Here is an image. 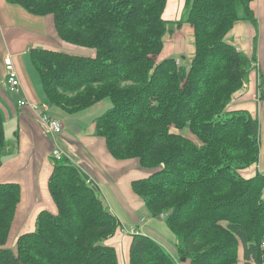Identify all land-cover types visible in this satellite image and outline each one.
Returning <instances> with one entry per match:
<instances>
[{"label": "trees", "instance_id": "trees-1", "mask_svg": "<svg viewBox=\"0 0 264 264\" xmlns=\"http://www.w3.org/2000/svg\"><path fill=\"white\" fill-rule=\"evenodd\" d=\"M8 1L53 14L64 42L91 51L30 49L48 103L75 114L108 98L95 133L114 158H135L148 172L132 189L152 217L165 219L178 256L136 232L128 264H264V174L243 172L258 165L260 123L231 105L252 57L227 39L239 20L258 27L252 0H185V16L175 22L164 17L168 0ZM183 23L193 28L190 61L158 58L166 34ZM8 149L0 108V166ZM48 187L56 210H41L36 228L10 248L21 187L0 182V264H120L107 242L120 222L95 180L63 156L54 160Z\"/></svg>", "mask_w": 264, "mask_h": 264}, {"label": "crops", "instance_id": "crops-1", "mask_svg": "<svg viewBox=\"0 0 264 264\" xmlns=\"http://www.w3.org/2000/svg\"><path fill=\"white\" fill-rule=\"evenodd\" d=\"M184 5L185 0H168L164 17L177 21ZM251 5L258 20V27H254L249 20H247L249 23L237 21L227 34V39L235 37L237 44H234L237 48L244 50L252 57L250 72L244 80L243 87L234 93L231 105L233 108H245L253 116H257L260 103L264 101V0H252ZM27 20L35 21L37 24L29 25ZM176 31L189 34L193 33V28L189 23H183L173 33H167L165 36L164 49L165 46L167 47L164 56L173 55L180 61L175 52L182 50L176 49V44L171 40V38L179 37ZM242 33H245L249 39L241 40ZM254 33L258 36H253ZM255 40L257 41L256 53L254 52ZM32 47L61 49L69 52L82 50L60 38L53 14H35L19 3L0 0V108L9 144V149L4 154L0 166V182L10 181L13 178L12 181H17L21 187V198L12 227L15 222L16 233L18 232L19 235L33 230L36 228V217L41 210H56L48 187V179L54 166L50 153L54 146H58L65 156L95 180L104 203L117 216L120 227L107 239V242L116 247L118 257L121 250L124 251L126 259L122 264H128L132 233H146L160 241L147 230L141 229V223L154 217L144 200L134 192L131 186L133 179L146 176L148 172L135 158H114L106 146L105 139L95 133L94 119L100 111L110 105L108 98L75 114L66 112L58 105L48 103L40 75L30 56ZM83 52L91 53L86 50ZM7 54L12 55L21 78V89L17 93L6 88L3 58ZM182 58L187 57L183 54ZM260 73L263 75L261 89L258 88ZM260 93L263 95L260 96ZM21 98H26L29 102L48 103L49 113L63 122L64 131L57 135L50 133L37 111L30 105L18 104L17 101ZM97 105L100 106L98 111L95 110ZM8 127L10 131L15 129L14 137L8 135ZM185 130L188 129L183 130V133L187 134ZM257 170L259 165L256 167L255 164L244 169L243 172L251 176ZM146 214L148 216H145ZM24 228L25 230L22 231ZM161 244L164 243L161 242Z\"/></svg>", "mask_w": 264, "mask_h": 264}, {"label": "rangeland", "instance_id": "rangeland-1", "mask_svg": "<svg viewBox=\"0 0 264 264\" xmlns=\"http://www.w3.org/2000/svg\"><path fill=\"white\" fill-rule=\"evenodd\" d=\"M185 10H186V8L184 5L183 10H181V13L178 16L179 19L177 18L178 20L183 19V17L185 16V13H186ZM27 22L29 23V25L37 24V22L31 21V20H27ZM238 22H247V20H245V21L239 20ZM247 23H249V22H247ZM176 34H179V37H176L175 39L171 38V40H173V42L176 44V49L182 50V51L175 52V55H177L180 58L181 63L187 64L189 62V60L192 58L193 53H194V36H193V33L182 34V31H180L179 33L177 32ZM176 34H174V35H176ZM253 36L257 37L258 35L256 33H254ZM245 38L249 39L248 37H246L245 33H242V35L240 36V39L244 40ZM228 40L237 44V40L235 37L234 38L230 37V39L228 38ZM166 47L167 46H165V49H166ZM165 49H163L162 52L158 55V58L165 57L164 56ZM84 50L85 49H82V50H79L78 52L83 53ZM183 54L186 55L187 58L183 59L182 58ZM263 100H264V98H263ZM110 104H111V102H110ZM99 107L100 106L97 105L95 110L98 111L100 109ZM105 109L100 111L98 113V115L100 113H102ZM257 116H258L259 123H260V151H259L258 165H259V170L264 174V101H261V103H260L259 113ZM7 132H8L9 136L12 135L14 137L15 129H11V131H10V128L8 127ZM185 132L187 133V135H189L191 137L194 136V135H192V133L189 130H185ZM193 138H196V137L194 136ZM253 165H255V164H253ZM12 180H13V178H11L10 181H12ZM145 216H148V214H146ZM140 227L142 230H147L149 233H151L156 238H158L162 243H164L163 245L165 247H167V249L172 253V255H174L176 257L178 256L177 241H176L175 234L169 229L164 218L161 217V218L147 219L145 222L141 223ZM24 230H25V228L22 231H24ZM16 231H17L16 223L14 222L13 227H11L9 237H8V240L5 244V246L10 247V248L16 247L17 237L19 235L18 232L16 233ZM119 255H120L119 262H120V264H122L124 262V260L126 259L125 255H124V251L121 250ZM180 263L181 264H190V259L189 258H183V259L180 258Z\"/></svg>", "mask_w": 264, "mask_h": 264}, {"label": "built area", "instance_id": "built-area-1", "mask_svg": "<svg viewBox=\"0 0 264 264\" xmlns=\"http://www.w3.org/2000/svg\"><path fill=\"white\" fill-rule=\"evenodd\" d=\"M6 72V88L12 92H19L21 89V78L13 61L12 55L7 54L3 58ZM18 104L21 106L30 105L38 112L41 121L46 125L48 131L53 135L61 134L64 131V125L60 119L54 117L49 113L48 103L46 102H29L26 98L18 99ZM64 152L58 147L54 146L51 150L50 157L52 161L62 158ZM90 181V179H88Z\"/></svg>", "mask_w": 264, "mask_h": 264}]
</instances>
